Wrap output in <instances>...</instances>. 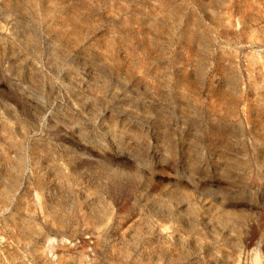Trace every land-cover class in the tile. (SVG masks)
<instances>
[{"label": "rangeland", "instance_id": "obj_1", "mask_svg": "<svg viewBox=\"0 0 264 264\" xmlns=\"http://www.w3.org/2000/svg\"><path fill=\"white\" fill-rule=\"evenodd\" d=\"M0 264H264V0H0Z\"/></svg>", "mask_w": 264, "mask_h": 264}]
</instances>
